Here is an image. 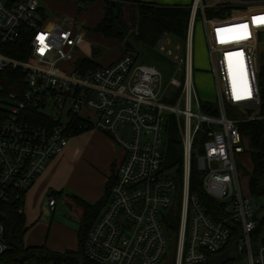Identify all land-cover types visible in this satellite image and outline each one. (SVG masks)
<instances>
[{
  "label": "built area",
  "instance_id": "built-area-1",
  "mask_svg": "<svg viewBox=\"0 0 264 264\" xmlns=\"http://www.w3.org/2000/svg\"><path fill=\"white\" fill-rule=\"evenodd\" d=\"M114 1L124 6L137 3ZM254 7L264 8V0L240 4L245 10ZM197 11L203 12L200 0L190 8L182 43L168 32L155 43L156 51L174 65L164 84L156 67L138 63L130 53L78 73L66 66L80 38L81 26L75 20H46L37 0H18L10 6L0 0V72L20 70L24 77L20 94L5 95L0 87V208L15 205L23 214L24 194L75 132H109L124 158L115 171L108 203L85 240L84 255L90 262L159 264L168 241L164 221L178 213L174 264H204L208 254L222 251L231 239L232 255L224 256V264H264V229L251 198L242 192L236 167L246 151L239 125L259 118L260 89L252 55L264 40L244 44L234 13L228 19L202 16L214 87V105H204L192 78ZM20 40L28 51L26 61L8 54ZM226 64L234 68L232 79ZM170 118L182 143L178 212L171 195L174 176H168L164 166ZM75 119L80 123L75 125ZM200 144L196 167L202 187L224 204L227 213L219 221L212 220L188 190L191 155ZM57 197L50 195V210ZM8 250L0 222V256Z\"/></svg>",
  "mask_w": 264,
  "mask_h": 264
},
{
  "label": "trees",
  "instance_id": "trees-1",
  "mask_svg": "<svg viewBox=\"0 0 264 264\" xmlns=\"http://www.w3.org/2000/svg\"><path fill=\"white\" fill-rule=\"evenodd\" d=\"M6 6L18 0H3ZM81 0H78V2ZM95 0H90L91 4ZM114 0H103L104 15L102 20L93 28V32L100 34L105 39H111L119 44H124L128 40L132 45L139 43L148 48H154L159 35L168 32L182 43L188 27L190 8L184 6H164L153 3L138 4V1L131 12V23L126 24L120 16V5H117V16L109 6V2ZM79 10H81L79 8ZM122 12V11H121ZM136 12V15L134 13ZM41 13V11H40ZM264 11L255 10V20L257 29H264ZM42 14V13H41ZM198 15V14H197ZM206 20L214 18L227 19L230 16L228 9L219 11H205ZM214 25L213 23L210 24ZM130 32V33H129ZM124 52H128L123 47ZM9 56L17 60L26 61L28 51L23 40L12 46ZM97 64L88 59H82L75 63V71L84 74L98 68ZM260 75V73H259ZM0 87L2 93L20 94L24 91V77L20 70L5 69L0 72ZM261 107L259 118L253 121L244 122L239 125V132L242 143L247 141L246 153L251 163V170L247 179V194L251 199H264V89L259 84ZM77 125L79 120H74ZM82 132H75L74 137ZM165 170L176 169L174 180L182 184V143L174 121L170 118L164 136ZM115 181V175H111L105 184V191L101 199L95 204H89L82 199L71 196L70 202L81 211L77 234V248L73 251L62 253L48 250L45 246L26 247L23 242L24 234L27 230L23 214H18L15 205H4L0 208V222L4 227V241L9 250L0 256V264H94L84 255V244L93 223L100 215L103 208L108 203L111 187ZM188 190L190 194L197 197V200L205 213L214 221H219L226 216L224 204L210 198L202 187V173L197 170L196 160L191 155L190 174ZM257 214L259 215V227L264 229V206H261ZM178 213L169 216L164 221L166 235H176L178 232ZM234 245L231 239L224 249L215 254H208L204 264H224V256L228 254Z\"/></svg>",
  "mask_w": 264,
  "mask_h": 264
},
{
  "label": "crops",
  "instance_id": "crops-1",
  "mask_svg": "<svg viewBox=\"0 0 264 264\" xmlns=\"http://www.w3.org/2000/svg\"><path fill=\"white\" fill-rule=\"evenodd\" d=\"M72 1L74 2L71 14L69 16H66L65 18L73 19L81 26L80 38H78L76 42V46L80 48L79 52H81L85 46L89 47L88 44L85 42L86 36L88 38L89 34L86 31L83 19L85 18L88 23V26L93 29L103 18L105 4L103 0H97L89 4L86 11L79 12L76 7L78 0ZM137 1L138 4L153 3L164 6H184L191 8L194 0ZM254 1L261 0H200V4L203 7V12L197 11L196 16H199L200 22L202 23V16H204L205 11L210 10L212 12H215L222 9H228L230 13L229 17H231L233 13L236 14L234 15L235 18L233 19L237 22L236 30L239 31V38L242 39L244 44L252 45L253 43L260 40L261 34H264V29H257V24L255 20V10L264 11V8L254 7L245 10L240 8V4L243 2ZM120 6L122 12L125 10V8H128V6ZM125 13L126 12H124L123 14ZM260 15L262 17L264 16V14L261 13ZM62 18L63 17H55L54 19L61 20ZM194 23L195 22L193 21V28ZM241 25H246L247 28H241ZM99 36L102 38V42H105L107 44L106 51L110 50L112 51V54L107 58L104 57L99 60H95L92 58L98 57L99 53L96 52L94 55H92L90 50H88L87 57L76 58V60L72 58L73 67L71 69L75 70V63L82 59L91 60L98 66L102 67L109 65L110 63L119 59L123 54H126L121 44L111 39H105L100 34ZM175 40L178 41L176 38ZM261 56H264V51L261 53ZM259 58L256 53H253L252 59L255 66V70L258 74L260 73V83L264 89V67L260 66L261 64L259 62ZM226 66L229 77H231L232 79L234 75V68L233 66H228L227 64ZM87 72L89 71H86V73ZM78 136L80 137V139H77V141L76 139L71 141L73 138ZM75 137L68 141L67 147L47 164L42 174L37 178L31 188L24 194L23 216L25 218L26 227H28V225H32V223L28 222V219H30V217L35 218L40 209L44 208L48 211V213L50 212L52 214H54L56 210L60 209L58 200L63 199L65 201L64 203V201L62 200V203L64 205L67 203V200H69L71 196H76L89 204L97 203L104 194L105 184L107 183L108 179L111 177V175L113 176L115 174L116 169L122 163L124 158L123 151L114 143L113 139L109 138L104 132L90 129ZM246 157L249 163V169L251 170V163L249 161L248 155H246ZM247 179L248 176L246 178V185ZM51 194L58 195L53 210H50L48 206V199ZM45 197L47 199L46 201ZM69 203H71L70 200ZM103 210L101 211V213L103 212ZM24 245L26 247L44 246H28L25 243ZM46 248L50 251H54L52 246L47 245Z\"/></svg>",
  "mask_w": 264,
  "mask_h": 264
},
{
  "label": "rangeland",
  "instance_id": "rangeland-1",
  "mask_svg": "<svg viewBox=\"0 0 264 264\" xmlns=\"http://www.w3.org/2000/svg\"><path fill=\"white\" fill-rule=\"evenodd\" d=\"M97 1V0H95ZM93 1V2H95ZM39 8L42 12V16L46 20H53L55 17H63L69 16L72 11L73 2L72 0H37ZM90 3V0H81L77 2L76 7L79 12L86 11ZM136 4L129 5L128 8H125L123 12L120 11L121 18L125 21L126 24L131 23L130 14L133 12ZM121 7V6H120ZM119 7V9H120ZM79 8L81 10H79ZM133 9V10H132ZM262 11V10H260ZM126 12L125 14H123ZM128 14V15H127ZM136 15V12L134 13ZM78 20V19H77ZM194 28H193V41H192V65H193V86L196 91L197 96L202 104L207 106L214 105V87L213 81L210 74V63L207 52V45L204 37V29L203 25L200 22L199 16H195L194 19ZM83 23L86 27V31L89 34V37L85 39V42L89 47L85 46L81 52H79V47L76 46L75 53L72 56L73 59L87 57L88 50H90L91 54L94 55L96 52L99 53L98 57L92 58L95 60H99L104 57H109L112 54V51L107 50V44L102 42V38L99 34L93 32L92 28L88 26L85 18L83 19ZM130 33V32H129ZM260 40H264V34H261ZM122 46V44H121ZM134 50L128 51L127 53L137 55V61L140 64L151 65L156 67L162 75L163 83H167L172 73L174 71V65L170 60L160 55L155 48H148L139 43L133 44ZM115 51V50H114ZM264 51V46L258 45L256 49V55L259 58L260 66L264 67V56H261V53ZM84 53V54H83ZM262 57V58H261ZM68 67L72 68L73 63L68 62ZM261 77L258 74V83L260 84ZM167 103L166 101H163ZM49 111V107L47 108ZM170 120L167 121V126L169 125ZM72 139V138H71ZM70 139V140H71ZM74 139H80V137H75ZM69 140V141H70ZM243 147H247V141H243ZM202 155V146L200 144V149H197L196 153H193V157L196 160L197 156ZM246 153H243L241 157L236 160V167L239 171L241 177V189L243 194H247V185L246 178L250 172L249 163L246 157ZM176 169H169L167 171L168 176H175ZM174 181V188L171 192L172 198L177 201V204L174 206L179 209L180 202V188L181 184L179 181ZM45 197V201H46ZM63 200V199H62ZM62 200H58L60 205V209L56 210L54 214L48 213V211L44 208L38 211V214L35 218L28 219L29 223L32 225H28L27 230L24 234V243L28 246H37L44 245L47 247L52 246L53 252H65V251H73L77 248V234L76 229L79 223L80 211L76 209L69 200L67 203L63 205ZM64 201V200H63ZM65 203V201H64ZM251 203L255 211L261 206H264V199H251ZM46 204V203H45ZM44 204V205H45ZM63 207H62V206ZM42 206V205H41ZM39 206V207H41ZM38 208V207H37ZM172 211H170L171 214ZM30 220V221H29ZM167 246L165 250V254L159 264H174L175 259V242L176 235H168L167 236ZM228 255H232V250L228 253Z\"/></svg>",
  "mask_w": 264,
  "mask_h": 264
},
{
  "label": "water",
  "instance_id": "water-1",
  "mask_svg": "<svg viewBox=\"0 0 264 264\" xmlns=\"http://www.w3.org/2000/svg\"><path fill=\"white\" fill-rule=\"evenodd\" d=\"M109 6L114 14V17L117 16V5H116V2L115 1H110L109 2ZM123 47L127 50V51H133L134 50V47L133 45L128 41L126 40L123 44ZM105 134L109 137V138H112L111 134L109 132H105Z\"/></svg>",
  "mask_w": 264,
  "mask_h": 264
},
{
  "label": "snow or ice",
  "instance_id": "snow-or-ice-1",
  "mask_svg": "<svg viewBox=\"0 0 264 264\" xmlns=\"http://www.w3.org/2000/svg\"><path fill=\"white\" fill-rule=\"evenodd\" d=\"M261 22H264V21H261ZM240 27H241V28H245V29L247 28L246 25H241ZM238 98H239V97H238Z\"/></svg>",
  "mask_w": 264,
  "mask_h": 264
},
{
  "label": "bare ground",
  "instance_id": "bare-ground-1",
  "mask_svg": "<svg viewBox=\"0 0 264 264\" xmlns=\"http://www.w3.org/2000/svg\"><path fill=\"white\" fill-rule=\"evenodd\" d=\"M198 1V0H197Z\"/></svg>",
  "mask_w": 264,
  "mask_h": 264
}]
</instances>
